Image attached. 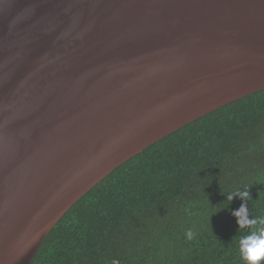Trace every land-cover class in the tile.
Here are the masks:
<instances>
[{
  "label": "water",
  "instance_id": "water-1",
  "mask_svg": "<svg viewBox=\"0 0 264 264\" xmlns=\"http://www.w3.org/2000/svg\"><path fill=\"white\" fill-rule=\"evenodd\" d=\"M264 90V0H0V264L185 125Z\"/></svg>",
  "mask_w": 264,
  "mask_h": 264
},
{
  "label": "trees",
  "instance_id": "trees-1",
  "mask_svg": "<svg viewBox=\"0 0 264 264\" xmlns=\"http://www.w3.org/2000/svg\"><path fill=\"white\" fill-rule=\"evenodd\" d=\"M264 215V90L185 125L95 185L31 264H241L227 193ZM194 235L191 240L187 232Z\"/></svg>",
  "mask_w": 264,
  "mask_h": 264
},
{
  "label": "clouds",
  "instance_id": "clouds-1",
  "mask_svg": "<svg viewBox=\"0 0 264 264\" xmlns=\"http://www.w3.org/2000/svg\"><path fill=\"white\" fill-rule=\"evenodd\" d=\"M248 189L249 187L236 188L224 196L229 203L234 196L245 201L238 210L231 211V215L236 219L237 229L247 230L236 241L241 264H264V215L250 216L246 203L251 199ZM193 235L194 233L188 230L189 240L193 238Z\"/></svg>",
  "mask_w": 264,
  "mask_h": 264
}]
</instances>
